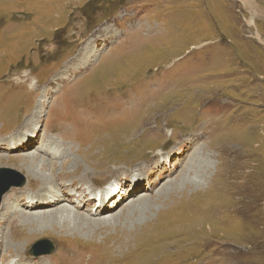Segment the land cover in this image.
<instances>
[{"label":"rangeland","instance_id":"1","mask_svg":"<svg viewBox=\"0 0 264 264\" xmlns=\"http://www.w3.org/2000/svg\"><path fill=\"white\" fill-rule=\"evenodd\" d=\"M28 137L32 150L11 148ZM67 142L34 170L67 175L73 186L92 173L79 187L98 202L76 206L81 191L71 190L67 208L93 213L114 182L153 187L92 216L135 204L96 232L65 215L43 222L46 234L31 237L21 264H264V0H0V170L25 179L1 202L27 183L16 157ZM153 156L160 166L140 173ZM13 215L0 221L5 259L7 229L14 241L24 232H9ZM40 239L52 253L30 254Z\"/></svg>","mask_w":264,"mask_h":264},{"label":"bare ground","instance_id":"2","mask_svg":"<svg viewBox=\"0 0 264 264\" xmlns=\"http://www.w3.org/2000/svg\"><path fill=\"white\" fill-rule=\"evenodd\" d=\"M17 79H20V77H18ZM121 93H123V92H121ZM125 97H127V95ZM134 99L137 100L136 98H134ZM130 100H132V98ZM139 100H141V99H139ZM134 102L135 101H133V103ZM112 103H113V101L110 102L109 118L111 117L112 113L117 112L115 110V107H112ZM135 103H138V101L135 102ZM58 105L59 104L57 102L53 107H57L58 108ZM137 107H138V105H137ZM36 112H37V110H36ZM133 112L134 111H132V113ZM135 113H136V111H135ZM85 115L88 116V117L93 116V115H90L88 112L85 113ZM135 118L136 117H134V119ZM37 126L38 125H36V129H34L32 134H31V132H29L28 135H30V136L32 135V137H34L35 136V132L37 130ZM131 129L132 128H130V130H129L130 132L129 133L133 134V132H131ZM45 131H47L49 133H54L56 135H59L61 137V139H63L62 136H64L63 140H65V141H68V139L70 138L67 134H65L66 132L61 127L58 129V131H51L49 128L46 127ZM32 137H28L27 138V140H28L27 142H28L29 145H23V143L18 139L17 141L14 142L13 145H10V146H13L11 148H13L15 151H25V150H27L29 148L28 146L31 145L30 147H31V150H32V148H33L32 146H34V145H32ZM22 138H23V136L21 137V139ZM42 141L44 143L45 139H42ZM106 141H107V139L105 138L103 140V143H105ZM52 142H53V137H49V138H47L45 145H50ZM67 143L70 146L68 148L67 147H63V148L60 149L59 147H57V145H56V147H47V149L42 148V150L38 148L36 152H34V151L32 152V153H37V154H34V155L26 154V155H20V156L16 157V162L15 163H19V167H21L20 169L26 171V173L28 175V180H27V183L25 184V186L23 188H20V189L19 188H13V189L10 190V193H7L6 195H4V199L0 203V221L7 220L10 216L15 214V215H13L15 218H13V219H11L9 221L10 222L9 226H11V230L9 229V232L12 231V229H13L14 231L15 230L16 231L17 230L18 231L22 230L25 233L24 232H20L21 233L20 234V238H18L17 240L14 241V239L16 237L12 236V238H11L10 235L8 237L6 236V233L8 232V229H7V231H6V233H5L4 237H3V240H4V246H5V250H4L5 253L4 254H8V257L6 256L7 258L5 259L2 256V254H1L0 255V259L2 261L0 262V264H21L20 263V259L23 260V261H26V256H23L22 254H23V251L26 249L27 243H30L32 241L31 237H33L34 235L38 236V235H41V234H46V233H41V232L45 231V229H43L44 226L42 228L39 227V225L42 224L43 222L44 223L48 222V223L56 224V222L63 221L60 218L63 215H65V218H67V219H70V220L72 219L74 221H79V223L81 225H84L85 229H87L88 231L96 232V230H98V229H100L102 227H106V226L110 227L111 225L116 224L115 217L118 219V218H120V216H122V217L125 216L127 214V212H129L131 210H134L135 204H134V201H129V203L126 204L125 206H122V208L114 216L113 215H107V217H105V218L104 217L96 218V217H92V216H96V215H98L100 213H104V212L105 213H109V212L113 211L116 208L117 204L122 203L126 199V197L128 198L129 195H132L133 192H135V191L144 192V191H146L145 189H150L151 190V188L153 187V186H145L144 183L141 180L137 179V181H136L137 184L134 187H132L133 185H130L129 188L124 190L123 185H120L118 182H114L111 186H109L102 193H100L103 199H101V201H100V203L98 205L95 204V205H97V207L95 208L93 213H91L92 211H90V212H88V215L86 216V215L81 214V213L79 214L77 212L79 210L72 209V208H67V206H66L67 204L66 203L69 204L70 199L73 198V196H74V194H73L74 192H71V190H77L78 189V190L81 191L80 192V198L81 199L83 198V200L79 201V203H77L76 206H81L82 202H87V204H89L90 202L91 203H93V202L97 203L98 202L97 194H95L94 197L93 196L91 197V194H89V192H85V191L81 190L82 189L81 187H79V186H83L84 184H87V182H88V181H86V182L83 181L82 180L83 177H88L90 179L92 173H90L88 171H83L82 172V176L79 175V181H82V182L79 184V186H73V184H72L73 181L69 180L68 177H65V176H67V175H65V173H64L65 176H62L60 173L58 175H56L53 172L51 174H49V175H46V174L38 173L39 171L38 172L34 171L36 168H39L40 170H42V169H44L46 167V164L44 165V162H46V160H47V159H44V158H46L45 156H49V154H50V155H53V157H55L56 155H60V154H63L64 152H66V149L69 150L71 148V145L69 144L70 142H67ZM179 149H180L179 152H181V153L184 152V150H183L184 146H181ZM1 150H2V145L0 144V151ZM172 151L174 153V150L170 149L169 152H168V155L171 156L172 155V153H171ZM182 155L184 156V159H185V155L184 154H182ZM77 156H79V154H77ZM47 163H49V162H47ZM159 163H160V160L157 158V156H153L151 162H149L148 164H146L143 167L144 168V170H143L144 172L143 171H139V172L140 173L147 172V175L151 176L152 171L148 172V169L149 168L153 169V168H155V166H160ZM62 164H63V161H62ZM178 164H181V163H178ZM51 165L54 166L53 163H51ZM194 166H195V164L191 165L190 167L194 168ZM175 168H176V165L174 166V168L172 167L169 170H163L160 173V175L158 176V180L163 178L164 176H168L170 174V172L175 170ZM180 168L182 169L183 167L180 165ZM61 173H63V172H61ZM164 173H165V175L161 176ZM192 175L194 176L195 174L193 173ZM193 176L191 177V180H193L192 179ZM35 178L39 179L41 183L37 184V185H35L33 187L32 185L38 182V180H36ZM56 179H60L61 181H56ZM90 181L94 182L93 180H90ZM54 182H55L57 187H55L54 185H51ZM177 182H178V177L174 181L173 180L169 181L168 185L170 184V186H174V185L177 186ZM193 182H195V181L193 180ZM165 184H166V182H165ZM193 184L197 185L198 183L195 182ZM121 190H123V191H121ZM113 192H114V194H113ZM116 192H118V193H116ZM165 192H166L165 185H163L157 191L156 198H157V196H158V198L161 197L162 195L165 194ZM107 196H108V199H106ZM114 196H115V199H114ZM84 206L85 205H83V207ZM103 206H105V207H103ZM127 210H129V211H127ZM207 211L208 212H212V209L211 210L207 209ZM119 214H121V215H119ZM194 219L195 220L199 219V217H194ZM112 223H114V224H112ZM118 229H117V231H120ZM122 232H124V231H121V233ZM110 235H112V234H110ZM61 238H63L62 235H61ZM10 239H12L13 242H11ZM0 241H1V239H0ZM58 242H60V241H58ZM137 242H138V239L135 238V240L133 242L134 247H135ZM84 245H85V243H84ZM128 246L129 245H127V247ZM1 247L2 246L0 245V249H1ZM66 247H67V245H66ZM59 249L57 251H59ZM124 249L125 248H121L119 251H124ZM9 250L11 252H9ZM59 252H61V250ZM116 252H117V250H116ZM89 253H90V251H89ZM108 253H109V251H108ZM66 255H68V253ZM58 256H59V254H58ZM62 256H64V255H62ZM99 258H100V255H99ZM44 260L45 259H43V261ZM71 263H72V261H71Z\"/></svg>","mask_w":264,"mask_h":264},{"label":"water","instance_id":"3","mask_svg":"<svg viewBox=\"0 0 264 264\" xmlns=\"http://www.w3.org/2000/svg\"><path fill=\"white\" fill-rule=\"evenodd\" d=\"M2 172H8L12 173L16 177H9L8 181H6V178L0 179V202H1V196L9 190L11 187L16 186H22L25 182L24 178L20 176L18 173H16L13 170L10 169H1L0 173ZM54 250V246L51 241L47 239H40L34 242L29 250L31 255L39 256V255H47L52 253Z\"/></svg>","mask_w":264,"mask_h":264}]
</instances>
